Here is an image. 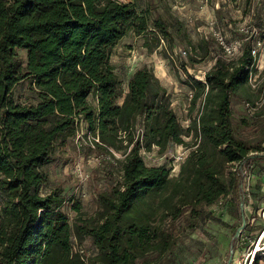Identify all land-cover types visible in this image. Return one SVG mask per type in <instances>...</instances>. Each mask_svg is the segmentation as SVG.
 <instances>
[{
  "label": "trees",
  "instance_id": "16d2710c",
  "mask_svg": "<svg viewBox=\"0 0 264 264\" xmlns=\"http://www.w3.org/2000/svg\"><path fill=\"white\" fill-rule=\"evenodd\" d=\"M136 1L0 0V264H85L72 251L85 237L96 249L89 264H149L136 259L164 254L176 241L162 224L166 217L224 195L242 205L245 176L264 157L260 144L235 135L232 122L231 100L255 70L251 42L236 58L216 57L204 80L183 65L193 91L183 128L151 68L134 71L124 92L110 61L128 31L156 33L170 45L172 28L182 27L174 16L151 17ZM18 50L26 51L25 62ZM28 77L42 99L19 105L11 93ZM80 122L95 147L125 152L120 183L98 193L97 216H86L75 203L70 221L64 196L40 193L47 181L41 167ZM171 144L190 147L176 178L163 165L145 164L140 154Z\"/></svg>",
  "mask_w": 264,
  "mask_h": 264
},
{
  "label": "rangeland",
  "instance_id": "374dc122",
  "mask_svg": "<svg viewBox=\"0 0 264 264\" xmlns=\"http://www.w3.org/2000/svg\"><path fill=\"white\" fill-rule=\"evenodd\" d=\"M136 4L138 9H150L151 17L158 14L173 20L174 16L182 27L180 30L172 28L175 41L170 45L156 33L136 34L133 31H128L115 45L110 61L124 92L134 71L143 66L151 68L169 93L170 105L186 128L193 91L186 83L189 78L183 65L191 77L204 80L205 72L216 57L236 58L244 42L250 41L256 56L255 70L250 73L245 88L239 89L238 95L231 100L233 130L249 145L260 144L264 148V0H137ZM220 38L227 45L237 46L239 53L226 54ZM188 40L197 47L196 50L188 49ZM18 53L25 62L26 51L18 50ZM11 97L19 105L36 104L42 99L30 77L14 86ZM201 105L199 99L192 115ZM184 139L188 141L190 136ZM92 142V134L88 133L85 123L80 122L68 144L56 148L52 161L41 167L47 181L41 185L40 193L58 191L64 196L63 210L70 221L76 215L75 203L80 204L86 216L96 217L101 210L98 193L121 181L120 167L125 150L111 149L108 153ZM189 149L183 144H171L160 151L158 146L152 145L151 150L141 149L140 154L145 164L163 165L168 169L169 177L176 178ZM249 174L250 201H245L243 207L236 204L231 195L194 208L187 206L176 218L166 217L162 223L175 235L171 249L164 254L148 253L136 262L249 264L250 241L256 240L264 228V190H261L264 189V157L253 162ZM240 227L242 232L238 235ZM233 241L234 249L231 248ZM74 244L84 249L85 264H89L88 258L96 253L91 238L85 237L81 243L75 241ZM252 264H264V259L256 258Z\"/></svg>",
  "mask_w": 264,
  "mask_h": 264
},
{
  "label": "built area",
  "instance_id": "2783aa9c",
  "mask_svg": "<svg viewBox=\"0 0 264 264\" xmlns=\"http://www.w3.org/2000/svg\"><path fill=\"white\" fill-rule=\"evenodd\" d=\"M220 43L223 45L224 49H225V52L226 54L230 55V56H234L236 55L237 53H239V48H238V51H237V46H232V45H227L223 42V40L220 38ZM237 51V52H236ZM241 53V51H240ZM239 53V54H240ZM98 137L95 136L94 140L95 141H98ZM251 175L248 173L246 174L245 176V179H244V183H243V192H244V201L242 203V207L244 206L245 201H250L249 200V196L251 193V188H250V177ZM250 188V189H249ZM244 217V216H243ZM245 218L243 219V222H244ZM242 227V225H241ZM238 228V231H237V234L239 235L241 232H242V228ZM75 243V241H74ZM73 243V246H72V251L75 252V253H78L81 257V259L86 263V259L85 256H84V249L81 247V246H76L75 244ZM249 247L251 248L249 251H250V258H249V264H252V262L257 258H260V259H264V228L259 232L256 240H252L250 241V245ZM240 263V262H239Z\"/></svg>",
  "mask_w": 264,
  "mask_h": 264
},
{
  "label": "crops",
  "instance_id": "0c3cea01",
  "mask_svg": "<svg viewBox=\"0 0 264 264\" xmlns=\"http://www.w3.org/2000/svg\"><path fill=\"white\" fill-rule=\"evenodd\" d=\"M262 186H263V185H262ZM262 186H261V187H262ZM261 190H264V189H263V188H261Z\"/></svg>",
  "mask_w": 264,
  "mask_h": 264
},
{
  "label": "water",
  "instance_id": "95a60500",
  "mask_svg": "<svg viewBox=\"0 0 264 264\" xmlns=\"http://www.w3.org/2000/svg\"><path fill=\"white\" fill-rule=\"evenodd\" d=\"M229 263H230V261H229Z\"/></svg>",
  "mask_w": 264,
  "mask_h": 264
}]
</instances>
